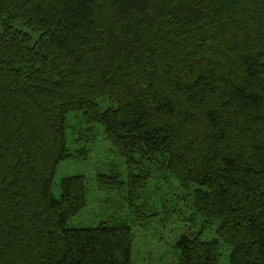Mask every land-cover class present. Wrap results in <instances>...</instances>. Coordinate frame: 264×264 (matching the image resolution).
<instances>
[{
  "label": "trees",
  "instance_id": "obj_1",
  "mask_svg": "<svg viewBox=\"0 0 264 264\" xmlns=\"http://www.w3.org/2000/svg\"><path fill=\"white\" fill-rule=\"evenodd\" d=\"M73 117L71 144L100 127L130 197L166 174L217 226L183 234L177 264H220L221 246L264 264V0H0V264H132L126 221L67 227L83 176L53 196Z\"/></svg>",
  "mask_w": 264,
  "mask_h": 264
},
{
  "label": "rangeland",
  "instance_id": "obj_2",
  "mask_svg": "<svg viewBox=\"0 0 264 264\" xmlns=\"http://www.w3.org/2000/svg\"><path fill=\"white\" fill-rule=\"evenodd\" d=\"M70 125L67 149L73 158L58 165L52 193L59 199V185L64 178L83 176L87 194L86 206L68 220L69 229L96 228L108 218L126 221L133 234L132 264H177L180 250L176 244L189 231L198 233L205 242L217 239V226L201 228L202 220L194 216L190 199L175 178L157 173L142 189L133 190L134 196L130 197L128 170L105 141L102 129L97 126L93 139L74 146L71 140L77 135L74 138L73 131L83 127L75 117L70 119ZM70 131L74 134L70 135ZM112 172L119 173L123 186L113 187L110 180L99 184L98 176H110ZM219 253L220 264H229L230 250L221 246Z\"/></svg>",
  "mask_w": 264,
  "mask_h": 264
}]
</instances>
